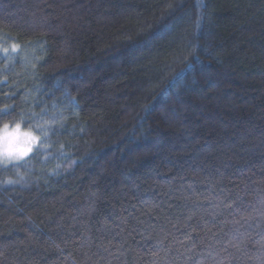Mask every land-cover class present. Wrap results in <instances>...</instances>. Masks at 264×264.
I'll list each match as a JSON object with an SVG mask.
<instances>
[{
    "label": "trees",
    "instance_id": "1",
    "mask_svg": "<svg viewBox=\"0 0 264 264\" xmlns=\"http://www.w3.org/2000/svg\"><path fill=\"white\" fill-rule=\"evenodd\" d=\"M0 264H264V0H0Z\"/></svg>",
    "mask_w": 264,
    "mask_h": 264
},
{
    "label": "rangeland",
    "instance_id": "2",
    "mask_svg": "<svg viewBox=\"0 0 264 264\" xmlns=\"http://www.w3.org/2000/svg\"><path fill=\"white\" fill-rule=\"evenodd\" d=\"M15 49L0 48V59L9 58ZM37 144V139L20 128H5L0 132V153L5 149L11 151V157L0 155L5 161H18L28 156ZM23 153V154H20Z\"/></svg>",
    "mask_w": 264,
    "mask_h": 264
},
{
    "label": "snow or ice",
    "instance_id": "3",
    "mask_svg": "<svg viewBox=\"0 0 264 264\" xmlns=\"http://www.w3.org/2000/svg\"><path fill=\"white\" fill-rule=\"evenodd\" d=\"M20 154H23V153H20ZM0 155L11 157L13 155V153L11 151L5 149L2 153H0Z\"/></svg>",
    "mask_w": 264,
    "mask_h": 264
}]
</instances>
